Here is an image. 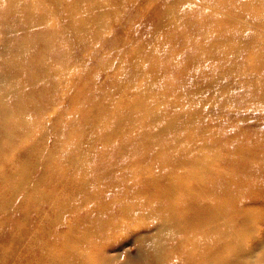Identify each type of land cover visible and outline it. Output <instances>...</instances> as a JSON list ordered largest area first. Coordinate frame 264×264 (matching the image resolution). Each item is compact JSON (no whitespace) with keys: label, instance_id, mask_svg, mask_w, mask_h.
<instances>
[{"label":"rangeland","instance_id":"rangeland-1","mask_svg":"<svg viewBox=\"0 0 264 264\" xmlns=\"http://www.w3.org/2000/svg\"><path fill=\"white\" fill-rule=\"evenodd\" d=\"M0 259L264 264V0H0Z\"/></svg>","mask_w":264,"mask_h":264},{"label":"bare ground","instance_id":"bare-ground-1","mask_svg":"<svg viewBox=\"0 0 264 264\" xmlns=\"http://www.w3.org/2000/svg\"><path fill=\"white\" fill-rule=\"evenodd\" d=\"M94 74H96V73H94ZM21 78H22V80L24 79L25 81L28 82L31 80V78H33V75L30 73V70H26V73L23 72ZM96 85H97V82L92 83V85H90V87L93 88V90H91L92 91L91 96L89 95L87 88L81 87V92L79 93V95H77V98H76V106L79 107L80 109L89 110V113L85 117L83 116L82 120H81L82 124L85 126V129H89V128L94 129L96 127H99V128L103 127L106 129L107 136L110 137V136L117 134V130H119L118 129L119 126L126 123V120H129L128 124L133 123L134 119L132 117V113H135L134 106H132L131 104H127V103L116 105V103H115L116 102V96L114 97L115 99L111 98V97H110V99H107L105 97L106 90L105 89L99 90V87H97L98 85L97 86ZM111 91H113L115 94H117V92H119L118 89H112ZM85 92H87L88 94L86 97H83ZM122 107H124V108L121 109ZM111 110H112L113 122H112V124H109V123L105 122V119L108 116L107 111H111ZM121 110H123V114H120ZM17 112H19V116H21L23 114L28 115L29 112H31V109L19 107V108H17ZM145 132H146V130L144 128L141 129L137 134L139 136L138 139H142V136ZM104 142H105V147H107L109 144V143H106L107 139ZM118 148L124 149V148H127V146L122 143V144H119ZM128 148L131 151H133L136 155L142 153V149L139 145H131L130 144V145H128ZM148 149L157 150L160 152L163 151L162 147L156 148L155 145L148 146ZM156 157H157L156 159L158 161L157 166L164 168V166H163L164 161L160 160V158H158L157 155H156ZM156 159H155V161H156ZM188 161L189 160H187V162ZM177 163H179V162H177ZM180 166H183V165H181V164L177 165V168L179 171L184 170V172H187L188 170H190L187 167H185V169H180L181 168ZM155 167H156V165L153 163V160L151 157L150 158H144V157L142 158L141 157V158H138L136 161H133L131 168L128 169L129 171L124 172L122 175H120V177L123 178L122 180H125V179L129 178V175H130V177H133L134 174L137 172L150 171V170L154 169ZM162 169H161V171H159V174L161 176L164 175L162 172ZM170 192H172V188H168L164 193H162L161 196L163 198H165V197L169 198V196H171L169 194ZM0 262H1V259H0ZM2 263L3 262H1V264ZM3 264H5V263H3Z\"/></svg>","mask_w":264,"mask_h":264}]
</instances>
